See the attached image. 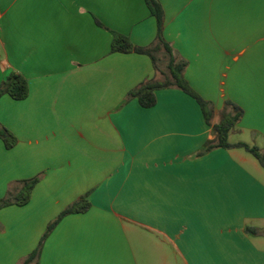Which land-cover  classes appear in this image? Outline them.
Returning <instances> with one entry per match:
<instances>
[{"label":"crops","instance_id":"crops-1","mask_svg":"<svg viewBox=\"0 0 264 264\" xmlns=\"http://www.w3.org/2000/svg\"><path fill=\"white\" fill-rule=\"evenodd\" d=\"M159 2L190 86L217 115L238 105L229 142L264 153V0ZM113 33L156 42L145 0H0V85L15 72L29 88L0 100L17 138L0 140V200L40 178L27 205L0 210V264H22L84 196L90 209L58 224L38 264H264V167L243 148L196 157L212 128L181 90L127 101L162 76L149 56L112 53Z\"/></svg>","mask_w":264,"mask_h":264},{"label":"trees","instance_id":"trees-1","mask_svg":"<svg viewBox=\"0 0 264 264\" xmlns=\"http://www.w3.org/2000/svg\"><path fill=\"white\" fill-rule=\"evenodd\" d=\"M145 3L151 15L157 21L158 34L156 42L150 47H137L126 37L118 33H113L112 53H136L149 56L153 62L154 68L161 79H152L140 85L131 91L127 96V101L137 99L144 108H152L156 105V91L161 89H178L194 98L201 107L206 123L212 128L213 139L207 141L202 149L196 153V157H202L216 149H236L243 148L250 152L264 167V153L257 147H250L245 143L232 144L229 137L232 131L237 127L243 117V110L232 101H226L224 108L217 115L212 103L202 98L188 83L185 77V70L188 66L187 61L178 59L171 45L163 37L164 31V10L159 0H145ZM163 55V57H161ZM165 60L167 63L165 64ZM164 61V62H163ZM165 65V66H164ZM28 81L18 73H11L7 80L0 85V100L4 95H9L12 99L21 101L28 97ZM218 116V122L214 120ZM0 140H2L7 149H12L17 144V138L6 128L0 126ZM40 181L39 177L20 182V190L17 194L8 193L0 200V210L12 205L25 206L32 197L35 186ZM91 207L88 196H84L68 208L52 222L40 244L33 253L26 258L22 264H38L42 248L58 226V224L67 216L87 212ZM248 233L257 232L254 229H247Z\"/></svg>","mask_w":264,"mask_h":264},{"label":"rangeland","instance_id":"rangeland-1","mask_svg":"<svg viewBox=\"0 0 264 264\" xmlns=\"http://www.w3.org/2000/svg\"><path fill=\"white\" fill-rule=\"evenodd\" d=\"M164 62V61H163Z\"/></svg>","mask_w":264,"mask_h":264}]
</instances>
